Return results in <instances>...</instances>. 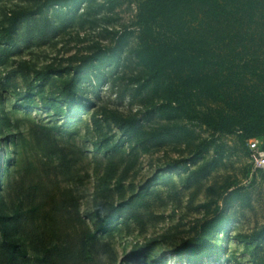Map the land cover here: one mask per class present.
Masks as SVG:
<instances>
[{
	"label": "rangeland",
	"instance_id": "1",
	"mask_svg": "<svg viewBox=\"0 0 264 264\" xmlns=\"http://www.w3.org/2000/svg\"><path fill=\"white\" fill-rule=\"evenodd\" d=\"M139 1L0 0V196H14L30 166L48 179L30 129L56 126L83 177L73 187L83 225L72 213L71 230L93 231L108 208L125 212L104 223L82 264H189L176 254L199 238L213 255L201 264H264V174L240 133L178 116L152 92L137 56Z\"/></svg>",
	"mask_w": 264,
	"mask_h": 264
},
{
	"label": "trees",
	"instance_id": "2",
	"mask_svg": "<svg viewBox=\"0 0 264 264\" xmlns=\"http://www.w3.org/2000/svg\"><path fill=\"white\" fill-rule=\"evenodd\" d=\"M20 14L13 17L16 24ZM135 25L137 56L148 69L147 85L176 115L200 121L215 133H240L247 151L249 140L264 137V0H141ZM64 85V93L74 96L72 82ZM202 101L220 108L199 109ZM45 105L63 112L55 102ZM58 129H30L49 160L42 171L48 179H36L30 166L32 176L20 177L14 196H0V264L94 260L90 246L96 247L104 223L125 216L123 210L108 208L93 231L71 230L72 213L83 225L73 188L83 184V177L75 158L54 137ZM1 178L0 172V189ZM204 245V238L192 240L185 247L188 253L176 255L189 264H201L213 258L209 250L199 252ZM200 255L205 257L197 261Z\"/></svg>",
	"mask_w": 264,
	"mask_h": 264
},
{
	"label": "built area",
	"instance_id": "3",
	"mask_svg": "<svg viewBox=\"0 0 264 264\" xmlns=\"http://www.w3.org/2000/svg\"><path fill=\"white\" fill-rule=\"evenodd\" d=\"M247 149L252 170L264 174V137L249 140Z\"/></svg>",
	"mask_w": 264,
	"mask_h": 264
}]
</instances>
